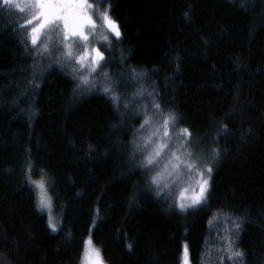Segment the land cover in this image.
Instances as JSON below:
<instances>
[{"label":"trees","instance_id":"trees-1","mask_svg":"<svg viewBox=\"0 0 264 264\" xmlns=\"http://www.w3.org/2000/svg\"><path fill=\"white\" fill-rule=\"evenodd\" d=\"M89 1L97 16L109 9L121 31L119 42L109 35L107 71L125 81L146 73L120 91L155 92L178 117L174 132L187 128L203 167L213 168L208 204L181 213L171 206L180 185L171 198L156 196L129 159L143 117L122 120L102 93L77 94L70 67L25 51L18 25L30 15L4 9L0 264H80L90 229L107 264H180L184 243L192 264H221L222 255L231 264L216 241L232 226L225 214L240 223L231 237L245 253L239 264H264V0ZM29 163L61 213L56 232L37 209Z\"/></svg>","mask_w":264,"mask_h":264},{"label":"snow or ice","instance_id":"snow-or-ice-1","mask_svg":"<svg viewBox=\"0 0 264 264\" xmlns=\"http://www.w3.org/2000/svg\"><path fill=\"white\" fill-rule=\"evenodd\" d=\"M103 3V0H100ZM7 9L9 12L18 10L20 13L32 11L30 18H25L18 25L21 33V44L25 51L36 58L54 59V63L62 68H69V75L75 82L77 94H89L92 92L102 93L109 98L117 112H120L121 119L129 116L141 118L142 123L133 130V139L130 141L129 159L134 162V166L142 169L143 174L149 181L150 186H154L155 194L165 199L174 195L177 184L185 183L179 198L174 199L171 206L179 209L181 213L189 209H197L208 204L210 192V182L213 172L211 166L200 168L193 157L195 152L191 146L192 133L183 128L179 133L174 132L178 117L172 112L164 113L158 102L155 92H148L147 88L141 85L131 95L120 91L129 82L136 83L146 77V73H138L134 70L130 73L128 80L116 78L115 74L106 71L108 61L104 53L97 47H89L90 33L87 29H95L96 24L89 14L93 5L89 0H0V12ZM103 27L107 33L111 34L119 42L121 31L118 23L109 15V9H105L101 14ZM61 31L54 36L49 32L60 27ZM45 37H47L45 39ZM103 42L109 41V35L102 37L101 46H106ZM30 44V46H29ZM83 51L77 54L76 49ZM59 57L56 58V53ZM147 103H141V101ZM123 108V111H121ZM222 132H227L226 126L222 127ZM141 133H147L141 135ZM179 140V145L175 141ZM212 162L219 159V150L212 149ZM32 165L28 164V179L30 185L34 186L37 192V209L43 212L48 211V226L53 231H57V223L51 214L52 198L48 195L46 182L43 178L39 181L31 180ZM186 178V179H185ZM225 224L231 223V227H225L227 235L218 236L217 242L226 247L218 251L226 254V258L231 264H239L243 260L245 253L234 250L237 243L240 223L232 220L225 214ZM220 220V214H214L209 221L210 228ZM95 221H93V227ZM206 245L209 241H205ZM132 245L128 248L131 250ZM225 256L220 257L222 264ZM81 264H104L100 250L92 245L91 229L89 238L84 241V252ZM181 264H191L190 253L187 244L183 245L181 253ZM202 264H205L202 257Z\"/></svg>","mask_w":264,"mask_h":264},{"label":"rangeland","instance_id":"rangeland-1","mask_svg":"<svg viewBox=\"0 0 264 264\" xmlns=\"http://www.w3.org/2000/svg\"><path fill=\"white\" fill-rule=\"evenodd\" d=\"M18 2H22V0H18ZM89 3H91V2L89 1ZM91 4H92V3H91ZM92 5H93V4H92ZM100 11H101V12H100V14H99L98 16L95 15V13L97 12V8H95L94 5H93V9L89 10V14L92 16V19L95 21L96 28H95L94 30L91 29V28H89V29H87V31L91 34V35H90V43H89V47H97V48L100 49L101 52L104 53V50H106L107 48H108V49H111V47H112V42H113V41H111V40L114 39V38L109 39V41L111 42L110 44H109L108 42H103L106 46H101V42H102V37H103V35H105V34L111 35V34L107 33L106 28L103 27V21H102V19H99V21H97L99 17L101 18V14L103 13L104 10H100ZM26 12H27L30 16L32 15V11H31V10H30V11H26ZM30 16H29V18H30ZM61 28H62V25H61L60 27H57L56 29L52 30L51 32H49L48 35H52V36H54L56 32L61 31ZM46 38H47V37H45V39H46ZM76 51H77V54H79L80 52L83 51V49H82V48H77ZM104 54H105V53H104ZM57 56H58V52L56 53V57H57ZM104 56H105V55H104ZM46 59L49 60V61L54 60L52 57H49V58H46ZM118 65H119V67H120V63H118ZM105 70L107 71V68H106ZM190 143H191V146H192V148H193V150H194V152H195V156L193 157V159L196 160V162H197V166L200 167V168H202L203 165H204V163L200 160V152H201V151H200L199 148L196 146V144L194 143V141H190ZM40 179H41V177H38V178H33V177H31V180H34V181H39ZM43 179H44V178H43ZM44 180H45V179H44ZM45 182H46V180H45ZM181 184H182V183L177 184L178 186H179V185H180V186H179L178 190H177L176 193H175V199H178V198H179V193H180V191L182 190V188H184V187L187 186V184H185L184 186L181 185ZM182 186H183V187H182ZM46 187H47V184H46ZM33 188H34V186H33ZM34 190H35V193H36V199H37V201H38V196H37V192H38V190H36L35 188H34ZM47 192H48V195L50 196V193H49L48 187H47ZM50 197H51V196H50ZM43 213L45 214V216H46V218H47V223H48V211H47V210H44ZM51 214H52V216L54 217V222L57 223V226H58V227H57V231H58V229H59V227H60V224H61V213L58 212V211L54 208L53 200H52V210H51ZM50 230H51V229H50ZM51 231H52V230H51ZM88 238H89V232H88V234L86 235V237L84 238V241L87 240ZM91 240H92V245H93V247L96 248V249H99V250H100V248L94 243L93 238H92V234H91ZM84 241H83V248H82V253H81V258H80V264H81L82 256H83V252H84ZM184 244H187V243H184ZM184 244H183V245H184ZM183 245H182V248H183ZM187 245H188V244H187ZM188 248H189V247H188ZM100 253H101V250H100ZM181 253H182V250H181ZM101 256H102V254H101ZM102 259H103L104 264H107V263L105 262L103 256H102ZM180 264H181V254H180ZM191 264H192V263H191Z\"/></svg>","mask_w":264,"mask_h":264}]
</instances>
